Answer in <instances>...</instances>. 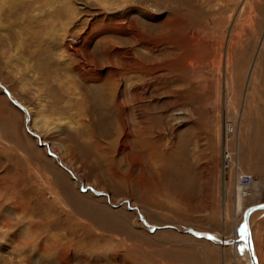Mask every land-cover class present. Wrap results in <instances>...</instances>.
<instances>
[{
  "label": "rangeland",
  "instance_id": "374dc122",
  "mask_svg": "<svg viewBox=\"0 0 264 264\" xmlns=\"http://www.w3.org/2000/svg\"><path fill=\"white\" fill-rule=\"evenodd\" d=\"M263 202L264 0H0V264H249Z\"/></svg>",
  "mask_w": 264,
  "mask_h": 264
},
{
  "label": "bare ground",
  "instance_id": "6f19581e",
  "mask_svg": "<svg viewBox=\"0 0 264 264\" xmlns=\"http://www.w3.org/2000/svg\"><path fill=\"white\" fill-rule=\"evenodd\" d=\"M228 102V99L226 98V103ZM234 127H233V123L231 124H227L226 125V128H225V131H226V134H225V138H224V143H225V146H227L228 145V141L231 139V137H232V134L234 133ZM227 150V149H226ZM233 156H234V154L231 152V151H225L224 152V161H226L227 162V167L230 165V163H229V161L231 160H233ZM224 164V163H223ZM226 167V166H225ZM227 171V170H226ZM225 171V172H226ZM243 175V174H242ZM241 174L238 176V179H237V197H238V209H239V211L241 212L242 210L240 209L241 208V204H242V200L244 199V198H248L249 196H250V194H251V192H250V189L255 185V182H254V179H253V177H252V181L250 182V185H246V187L245 186H242V184L240 183V177L242 176ZM246 175H251V174H246ZM252 176V175H251ZM225 180V179H224ZM227 180V179H226ZM224 195H225V199H226V197H227V195H228V190L227 189H225L224 190ZM264 203V202H263ZM224 204L226 205V200H224ZM260 204H262V203H260ZM257 205H259V204H257ZM257 205H252V206H257ZM251 207V206H250ZM249 208V207H248ZM247 208V209H248ZM264 210V209H263ZM262 209H261V211H263ZM256 211H259V210H255V211H253L251 214H250V216H249V229H250V237H251V250H252V253L254 254V256H255V258H256V260H257V263L258 264H260L259 262H260V259H259V255H258V253H257V251H256V248H255V245H254V242H253V236H252V227H251V218H252V215L256 212ZM244 212V211H243ZM240 233H241V236H240V239H239V241H237L236 239H237V237H235L236 239H235V243H236V245H239V244H243L244 243V237H245V234H244V232L242 231V230H240ZM212 238V239H211ZM210 240H213V237H210L209 238ZM225 240V239H224ZM243 241V242H242ZM245 249H246V251H245V255H246V260L248 261V263L250 264V257H249V252H248V250H247V248L245 247Z\"/></svg>",
  "mask_w": 264,
  "mask_h": 264
},
{
  "label": "water",
  "instance_id": "95a60500",
  "mask_svg": "<svg viewBox=\"0 0 264 264\" xmlns=\"http://www.w3.org/2000/svg\"><path fill=\"white\" fill-rule=\"evenodd\" d=\"M263 210L264 209V203L259 204L257 206H251L248 209L245 210L244 214H243V225L241 226V230L244 232L245 237H244V243H245V247L247 248L248 252H249V257H250V264H258L257 260L254 256V254L252 253L251 250V237H250V229H249V216L250 214L255 211V210ZM196 236L200 237V238H210L209 235L206 234H200V233H196L193 232Z\"/></svg>",
  "mask_w": 264,
  "mask_h": 264
},
{
  "label": "built area",
  "instance_id": "2783aa9c",
  "mask_svg": "<svg viewBox=\"0 0 264 264\" xmlns=\"http://www.w3.org/2000/svg\"><path fill=\"white\" fill-rule=\"evenodd\" d=\"M224 166H227V162H225V161H224ZM251 181H252V176L251 175L243 174L240 177V183L242 184V186L246 187V185H250Z\"/></svg>",
  "mask_w": 264,
  "mask_h": 264
}]
</instances>
